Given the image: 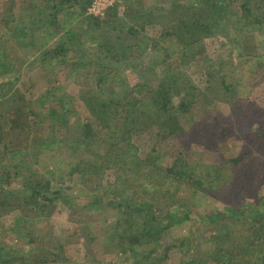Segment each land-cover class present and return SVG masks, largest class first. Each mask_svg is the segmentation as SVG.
Segmentation results:
<instances>
[{
	"label": "trees",
	"instance_id": "trees-1",
	"mask_svg": "<svg viewBox=\"0 0 264 264\" xmlns=\"http://www.w3.org/2000/svg\"><path fill=\"white\" fill-rule=\"evenodd\" d=\"M26 1L30 5L27 10L10 6L0 12V141L3 152L11 154L7 141L13 127L28 115L34 120L42 115L58 123H65L64 120L71 123L68 119L74 117V124L68 126V132L75 129L74 135H62L48 142L31 137L29 145L63 146L73 155L84 153L89 161L78 159L68 172L83 180L81 188L67 184L61 176H45L36 164L37 157L25 172L19 171L16 165L10 168L0 162V223L3 225L5 216L14 215L7 229L25 240L18 249L0 241V264H54L58 260L54 252L56 245L53 246L51 240L41 244V235L48 232L47 220L58 206L75 207L91 214L114 212V219L103 223L96 239L103 252L115 259L96 260V264H163L168 259L167 253L172 249L182 251L185 242L181 239L167 246L163 257L158 253L162 233L187 221L191 222L190 235L186 241L188 248L183 252L187 251L190 259L180 264H200L193 241L196 229L202 225L210 227L208 241L213 246L207 253L206 264H264V201L261 198H239L232 201L226 212L208 214L175 202L170 189L173 182L197 189L200 172L206 175L210 172L212 177L207 175V178L211 182H218L223 176L221 180L229 185L232 177L229 178L225 171L228 167H239L248 150L242 155L227 157L223 163L208 165L203 172L201 167L192 166L179 156L162 167L150 151L141 156L132 138L136 131L148 125L155 126L162 138L183 133L178 114L190 112L197 103L199 90L178 70L194 61L193 58L202 57L203 40L208 36L219 34L226 44L236 43L234 50L237 49L238 57L264 68V54L256 53L249 44L254 35L264 36V0H198L192 9L178 6L172 0H151L148 9L143 8L147 0H115L100 17L86 13L91 0ZM122 4L125 5L124 14L120 13ZM69 7H76L78 12H72L71 18L64 22L58 20L59 15L69 16ZM230 10L238 17L230 24L234 30L232 39L222 24ZM72 17L81 19L85 27L80 31L72 29ZM148 26H157L159 32L152 39L153 54L148 66L136 73L141 78L146 73L149 75L138 78L130 87L119 84L116 67L128 61L137 66L139 59L136 57L142 53L137 54L129 41L144 34ZM60 32L80 33L86 41L82 43L79 38H73L63 45L43 49L21 68L24 56L19 46L24 43L23 39H30L31 48L27 51L35 52L43 45L37 43L36 33L44 41ZM68 43L69 50L73 45L84 44V51L94 54L88 63L95 70L97 91L83 99L87 114L82 118L77 115L76 103L65 101V94L57 96L49 89L43 97L45 102L34 110L29 106L31 101L21 92L37 83H51L54 68H49V63L58 55L59 63L66 62L64 53ZM57 50L60 54L56 55ZM84 59L81 64L86 63ZM230 79L222 68L219 85L228 99L236 95ZM17 82L21 88L18 86L11 92L10 88ZM104 82L110 83L105 97L102 95ZM49 95L54 100L47 101ZM260 117L258 114L259 121L254 128L258 133L256 139L264 137ZM107 170H112L113 181L105 188L102 179ZM258 178L264 181L261 176ZM163 197L167 198L165 202H162ZM89 251L92 252L91 248Z\"/></svg>",
	"mask_w": 264,
	"mask_h": 264
},
{
	"label": "rangeland",
	"instance_id": "rangeland-1",
	"mask_svg": "<svg viewBox=\"0 0 264 264\" xmlns=\"http://www.w3.org/2000/svg\"><path fill=\"white\" fill-rule=\"evenodd\" d=\"M172 1L179 4L178 6L190 9L195 8L198 3V0ZM2 3L3 0H0V6ZM19 3L20 0H16V6ZM145 4L147 8H151L152 1L147 0ZM160 4L164 8H168L166 3L160 1ZM15 11L18 10L15 9ZM121 11L123 12L122 9ZM124 13L125 11L122 14ZM234 19H238L236 12L230 10L222 22L226 31L229 32L230 39L234 36L233 26L230 25ZM158 32L157 26H148L144 34L137 36L139 52L142 54L138 58L136 57L137 60L139 59L136 63L137 66H132L133 63L128 61L116 67L119 84L124 83L130 87L137 82L138 78L142 79L149 75L146 73L141 78L137 76V73L148 66V60L153 54L152 39L157 36ZM250 43L256 53L264 54V36L254 35ZM235 44H226L225 38L219 34L208 36L203 40L204 53L202 57L193 58L194 61H189L187 65L178 70L184 74L185 80L191 81L199 90L197 103L190 112L178 114V121L183 128V133L162 138L158 135L155 126L148 125L140 131H136L132 137L139 149V154L142 156L150 151L151 154L157 156L160 166H166L174 157L179 156L184 162L201 167L203 172H206L208 165L223 163L227 157L237 153L242 155L245 150H248L239 167H228L225 171L229 178L232 177V182L229 185L226 181L221 180L223 176L218 179V182H211L207 178V175L212 177L210 172L207 175L202 172L197 175L200 181L197 189L185 183L182 185L177 182L171 183L170 189L174 193L175 202L208 214L219 211L226 212L232 201L239 198L247 200L256 197L264 201V181H260L261 179L258 178L259 176L264 178V137L256 139L258 133L254 130L259 121L258 114L261 116L264 128V68H259V65H256L252 60L238 57L237 49L234 50ZM87 54L91 57L94 55L89 51ZM261 65L263 66V62ZM222 68L226 69L234 86L233 90L236 95L233 94L232 99H228L219 85ZM90 69L54 68L50 84L37 83L30 90L23 91L21 89V92L31 101L32 104L29 106L34 110H36L35 108L39 109L40 105L45 102L43 97L49 89H52L57 96L65 94V101L67 103L75 102L77 115L82 118L87 114L84 110L83 99L89 95L92 96L97 91L95 70ZM19 84L17 82L12 85L11 92ZM103 84L102 95L105 97L109 93L110 83L104 82ZM177 87L180 88L178 85ZM10 93H7L6 97H9ZM49 99L54 100L53 97L50 98V95L47 101ZM68 120L71 123L66 120H64L65 123H58L44 118L42 115L38 120H34L32 115L19 120L13 127L11 138L7 141L11 154H4L3 142L0 141V162L10 168L16 165L19 167V171L25 172L29 164H33L34 158L37 157L36 164L45 176L50 178L61 176L67 184L81 188L84 186L83 180L78 175L70 176L68 172L70 167L81 158L89 161L88 156L82 152V154L73 155L70 149L63 146L53 148L54 145L50 147V143L40 146L38 144L34 147L29 145L31 137L48 142L62 135L70 136L71 133L74 135L75 129L68 132V126L71 127L74 124V117ZM222 131L225 132L224 136H222ZM15 150L18 151L16 154ZM208 168L211 170L210 167ZM21 178L18 177L19 180ZM112 181L113 172L107 170L103 174L102 184L108 188L109 182ZM13 185L16 186L15 183ZM166 186L169 185L166 184ZM127 195L129 196L130 192ZM162 200L165 202L167 198L163 197ZM58 207L47 220L48 232L41 235L43 238L41 244L46 240H51V244L56 245L54 252L58 254V260L54 264H96V260L115 259L113 255L103 252L98 239H96L103 223L111 222L114 219V212L91 214L87 210L83 211L75 207ZM12 216L14 217V215L5 216L2 220L3 225L0 223V241L6 246L12 245L18 249L22 247V242L24 243L25 240L15 236L14 232L7 229L12 225ZM190 225L191 222L187 221L164 230L158 247V253L161 256L164 257L165 248L170 244L181 239H184L185 243L182 251L179 249L170 250L167 253L168 259L164 260L163 264H180L190 259V254L187 251L183 252V249L188 248L186 241L190 235ZM209 228V226L202 225L195 232L193 245L197 247L200 264H206L207 253L213 247L212 243L208 241ZM91 237L95 239L91 241ZM89 248L92 252L89 251ZM207 264L212 263L208 262Z\"/></svg>",
	"mask_w": 264,
	"mask_h": 264
},
{
	"label": "crops",
	"instance_id": "crops-1",
	"mask_svg": "<svg viewBox=\"0 0 264 264\" xmlns=\"http://www.w3.org/2000/svg\"><path fill=\"white\" fill-rule=\"evenodd\" d=\"M10 6H15V7H18L20 9L27 10L30 5L28 4L27 1L25 2L23 0H20V3H19L18 6H16V0H3L2 6H0V10L6 9L7 7H10ZM124 6L125 5L122 4V7L120 8V13L121 14L125 11ZM139 8L140 7L136 6V9H139ZM143 8L144 9H148L147 6H146V4H145V6ZM121 9L123 10V12L121 11ZM75 11L78 12V9H76V7H72L70 9H68V12L67 13L69 14V16L65 17L66 14H62L61 16L59 15V17L57 19L58 20L61 19V21L64 22L63 20H65L67 18H71V16H70L71 13L72 12H75ZM72 19H73V21H72V26H73L72 29H76V30L80 31V29H83L85 27V25L82 24L81 19H78V17H72ZM63 32H60V34L54 35L50 39L44 40V41L43 40H40V39H42V36L39 33H36L37 40H38L37 43H43V45L38 50L36 49L35 52H29V51H27L28 48H31V42H30V39L27 38V37H26V39H23L24 43L22 42L20 44V46H19V48H20L19 50L21 51L22 56H24V63L21 65V68H25V66L27 65V63L30 60H32L35 56H38L37 54H39V52L42 51L43 49H46V48H49V47L50 48H54L55 46L60 45V43H62V45H63V43L65 41L68 42L70 40H73V38L74 39H78L79 38V40L82 43L84 41H86L85 36L84 37H81L80 33L72 32L71 35H69V34L66 35ZM28 42L30 44H28ZM132 43L134 44L133 49L138 54V52L140 50L138 48L139 44H137L138 43V38L137 39H134V41ZM66 47H68V50L64 53V55L67 56L66 62L65 63H59L58 60H57V57L60 56V55H58V56H56V58L54 60H52L49 63L50 64L49 65V68H76V67L77 68H87V67H90V63H88V61L90 60L91 56L89 54H87L86 51H84V49H86V46H84V44H82V45L81 44L73 45V47L71 48V50H69V43L66 44L65 48ZM87 52H88V50H87ZM54 53H56V55L57 54H60L58 52V50L55 51ZM83 58H85L84 60H86V63L83 62L81 64L80 62H81V60ZM75 61H78V63H75ZM79 63H80V65H79ZM96 65L100 66L98 63H96Z\"/></svg>",
	"mask_w": 264,
	"mask_h": 264
},
{
	"label": "built area",
	"instance_id": "built-area-1",
	"mask_svg": "<svg viewBox=\"0 0 264 264\" xmlns=\"http://www.w3.org/2000/svg\"><path fill=\"white\" fill-rule=\"evenodd\" d=\"M115 0H91L86 7V13L94 17L103 16L105 11L114 4Z\"/></svg>",
	"mask_w": 264,
	"mask_h": 264
}]
</instances>
